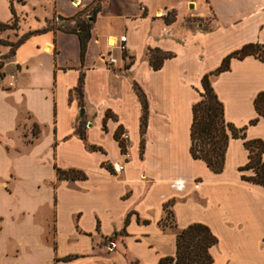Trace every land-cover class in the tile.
<instances>
[{
	"label": "crops",
	"instance_id": "obj_1",
	"mask_svg": "<svg viewBox=\"0 0 264 264\" xmlns=\"http://www.w3.org/2000/svg\"><path fill=\"white\" fill-rule=\"evenodd\" d=\"M250 1L247 12L222 18L210 0H104L82 60L78 37L55 29L14 49L0 77V264H159L192 224L217 239L211 264H264V188L240 170L244 142L264 141L253 104L264 92L263 61L233 58L209 77L225 122L245 127L244 140L229 139L223 171L190 155L203 76L244 45H264V0ZM56 2L59 20L80 8ZM210 14L212 27L202 29ZM185 19L202 21L192 30ZM120 36L128 62L109 47ZM155 49L170 55L158 70L148 60ZM136 90L147 103L143 134ZM116 134L128 135L126 157Z\"/></svg>",
	"mask_w": 264,
	"mask_h": 264
},
{
	"label": "trees",
	"instance_id": "obj_2",
	"mask_svg": "<svg viewBox=\"0 0 264 264\" xmlns=\"http://www.w3.org/2000/svg\"><path fill=\"white\" fill-rule=\"evenodd\" d=\"M101 1L102 0H93L89 4V6L93 5V7L91 9V14L86 19L78 18L73 26L66 25L57 28L59 31L75 34L78 37L81 60L84 57L90 40L92 25L95 22L96 16L101 11ZM60 20L69 21L73 20V18H60ZM8 28L10 27L7 24L0 22V32ZM25 39L19 42L15 48ZM0 45H5V43L0 40ZM248 56H253L264 62V45L253 43L246 44L239 50L227 55L214 72L203 76L201 80L203 87V93L200 95L201 99L192 107L190 155L195 160L203 161L213 173H221L223 171L229 139L244 140L245 127L237 129L233 125L225 122L223 118V105L215 95L209 77L227 71L231 59L241 60ZM168 57H170V55L163 54L161 51L155 49L149 51L148 60L153 70H158L163 60ZM80 88L81 81L79 83V89ZM136 93L142 104L140 129L141 134H143L147 120V103L144 95L139 90H136ZM253 104L258 116L264 118V92H260L256 95ZM255 121L256 120L251 121V124H254ZM121 135L122 134H116L115 138L119 142L122 154H124L126 153V147L125 141L121 140ZM244 146L248 150L249 161L247 165L240 170H251L253 175L248 177L243 176L242 180L264 188V160L262 159L264 141L260 139L245 141ZM58 175L59 178L65 179L83 178L82 175L74 171H59ZM165 211L167 214V223L172 225V214L168 210V205H165ZM216 243L217 239L206 226L202 224L189 225L176 235L175 255L160 260L159 264H211L212 258L209 254V249Z\"/></svg>",
	"mask_w": 264,
	"mask_h": 264
},
{
	"label": "rangeland",
	"instance_id": "obj_3",
	"mask_svg": "<svg viewBox=\"0 0 264 264\" xmlns=\"http://www.w3.org/2000/svg\"><path fill=\"white\" fill-rule=\"evenodd\" d=\"M56 1V9L68 12L65 7H62L65 5L64 0ZM67 1L72 7L75 6V0ZM80 1H82V3L78 6L80 8L73 17V22L78 18L86 19L91 14L93 5L85 6L83 0ZM210 1L213 2L215 10L222 18H228V16H232L235 13L247 12L249 4L247 3L248 0ZM177 2L181 3L185 2V0H177ZM190 5H192L193 9H189V12L192 13L196 8V4L191 2ZM57 17V12L53 6L52 0H0V22L10 27L0 32V40L5 43V45H0V77L10 73L9 69L12 67L13 51L19 42L29 35L41 33L50 29L57 30V28L69 25V23L72 22L61 21L57 19ZM212 19L213 15L211 14L207 16L205 21L185 19L181 27H191L192 30H195L197 29L198 23L202 21V29H210L212 27Z\"/></svg>",
	"mask_w": 264,
	"mask_h": 264
},
{
	"label": "built area",
	"instance_id": "obj_4",
	"mask_svg": "<svg viewBox=\"0 0 264 264\" xmlns=\"http://www.w3.org/2000/svg\"><path fill=\"white\" fill-rule=\"evenodd\" d=\"M141 9H142L143 11L145 10L144 7H142ZM125 41H126L125 36H120V37L118 38V40H117V41L114 40V43L111 44V45H109V47L117 46L118 49H119V51L122 53L123 60H124L125 62H128V61H130V60H129V57L127 56V54H126ZM106 61H107V65H109V66H111V67H113V66L116 64V60H115L113 57H111L110 54L107 55V57H106ZM121 140H123V141H127V140H128V135H127V134H122V135H121ZM123 155L126 157V153H124ZM122 170H123V165H119V166L113 168V171H114V172H117V173L120 172V171H122ZM177 186H178L179 188L181 187L180 184H177Z\"/></svg>",
	"mask_w": 264,
	"mask_h": 264
},
{
	"label": "bare ground",
	"instance_id": "obj_5",
	"mask_svg": "<svg viewBox=\"0 0 264 264\" xmlns=\"http://www.w3.org/2000/svg\"><path fill=\"white\" fill-rule=\"evenodd\" d=\"M80 4V2L78 1V0H76V3L74 4L75 6H78ZM113 44V43H112ZM109 45H111L110 43H109Z\"/></svg>",
	"mask_w": 264,
	"mask_h": 264
},
{
	"label": "water",
	"instance_id": "obj_6",
	"mask_svg": "<svg viewBox=\"0 0 264 264\" xmlns=\"http://www.w3.org/2000/svg\"><path fill=\"white\" fill-rule=\"evenodd\" d=\"M74 2H76V1H74ZM190 8H192V5H190ZM83 112H84V111H83V110H81V112H80V113H81V114H83Z\"/></svg>",
	"mask_w": 264,
	"mask_h": 264
}]
</instances>
